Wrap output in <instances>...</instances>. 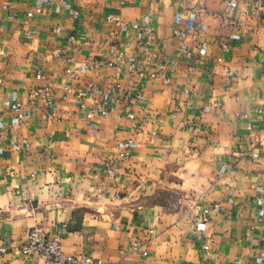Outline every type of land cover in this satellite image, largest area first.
<instances>
[{
  "label": "crops",
  "instance_id": "crops-1",
  "mask_svg": "<svg viewBox=\"0 0 264 264\" xmlns=\"http://www.w3.org/2000/svg\"><path fill=\"white\" fill-rule=\"evenodd\" d=\"M255 1L0 0V244L9 247L0 264H44L16 252L36 227L67 255L108 264H264V12ZM135 24L152 28L159 60L177 62L170 85L108 65L121 45L155 68L135 46ZM190 25L199 37L184 42L192 58L179 59ZM44 85L51 97L30 106ZM134 86L140 101L90 114L107 90L124 97Z\"/></svg>",
  "mask_w": 264,
  "mask_h": 264
},
{
  "label": "built area",
  "instance_id": "built-area-1",
  "mask_svg": "<svg viewBox=\"0 0 264 264\" xmlns=\"http://www.w3.org/2000/svg\"><path fill=\"white\" fill-rule=\"evenodd\" d=\"M254 8L264 12V0H256L253 4ZM229 8L234 10L237 8V2L231 1ZM42 9H37L35 12H28L27 18H33L37 14H41ZM78 12L71 11V16L73 18L78 17ZM134 29L140 31L142 36L135 42V46L140 50L145 57V65L147 67L154 66L152 71H147L146 67L139 66L137 58L134 56H126L124 53V48L121 45L113 46L112 50L114 57L109 61L108 65L114 68L117 73H121L124 69L130 74H134L141 80H150L153 82H160L164 85H170L173 76L175 74V68L177 62L175 60H159V58L152 52V49L148 47V40L153 35V30L148 25L135 24ZM55 33L59 32V29H54ZM181 39L180 47L177 51V56L179 59H191L192 53L188 50L186 44L184 43L189 39H197L199 37V26L190 25L185 32L179 34ZM128 47V45H126ZM164 48L165 45H162ZM1 55H4L2 52ZM91 67H98L100 63L97 61H89L87 63ZM52 94V87L50 85H44L42 87L32 90L29 94V105L32 107H37L42 99H49ZM87 93L84 90H79L77 93V98L82 99L86 97ZM105 97L102 101L96 104V109L91 111L90 114H97L101 116H106L109 112L113 111L114 107L121 104L123 100H135L140 101L143 98V94L140 90L134 88L129 89L125 92L124 97L119 96V94L110 89L104 93ZM9 100L11 101V111L16 115V117L22 121L24 119V107L20 102L16 93L9 95ZM49 104V103H48ZM1 136V128H0ZM131 142L125 145L126 152L122 157L123 161L129 160ZM107 171L111 174L116 172V169L108 166ZM220 207L216 205L214 208H206L204 210V215L207 216L213 211H218ZM205 231V224L200 223L197 226V234L201 236ZM154 231H152L153 233ZM142 244L136 242L133 246V251L140 253L142 251ZM9 247L4 244H0V254H6ZM18 255L23 258L29 259H40L44 264H108L102 260H96L86 254H75L67 255L62 248V244L58 238H49L45 233L44 229L41 227H36L31 229L25 236V242L16 249Z\"/></svg>",
  "mask_w": 264,
  "mask_h": 264
}]
</instances>
